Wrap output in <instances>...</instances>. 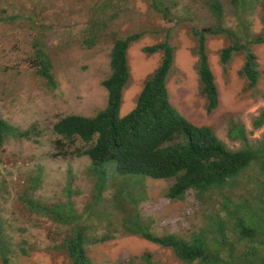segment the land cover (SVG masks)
I'll return each mask as SVG.
<instances>
[{"label":"rangeland","instance_id":"obj_1","mask_svg":"<svg viewBox=\"0 0 264 264\" xmlns=\"http://www.w3.org/2000/svg\"><path fill=\"white\" fill-rule=\"evenodd\" d=\"M209 1L158 0L159 13L150 0H0V20L4 18L0 21V116L21 131L40 132L30 141L8 138L0 147V236L9 249V264H71L64 247L72 227L33 212L26 204L28 198L44 207L72 204L80 216L91 264H143L144 253L160 264H184L169 250L122 228L134 210L149 232L186 241L197 234L218 237L211 221L220 218L226 242L234 245L233 256L249 246H257L264 256V236L255 237V244L249 238L240 241L234 220L222 209L228 196L236 204L256 205L264 216L260 162L242 172L234 186L203 196L190 190L173 201L166 197L173 180L126 178L122 181L127 182L134 204L124 200L115 209L112 201L123 186L121 180L110 171L100 182L89 158L79 155L89 145L77 138L66 140L52 129L66 116L93 117L104 109L107 94L102 82L111 74L113 42L142 33L127 51L129 81L122 94L121 116L133 109L145 80L161 61V54L148 56L142 48L167 40L175 49L167 79L171 105L195 126L209 127L230 151L244 145L253 150L263 147L264 124H256L264 114V44L249 45L260 73L253 89L240 75L244 52L233 54L225 66L219 54L232 41L244 45L254 37L264 38V0L241 4L215 0L220 4L217 13L209 9ZM201 31H218L205 42L218 93V107L209 115L192 34ZM35 44L50 61L53 88L36 74ZM231 127L242 128L244 139H232ZM98 192L101 198L95 204Z\"/></svg>","mask_w":264,"mask_h":264},{"label":"trees","instance_id":"obj_2","mask_svg":"<svg viewBox=\"0 0 264 264\" xmlns=\"http://www.w3.org/2000/svg\"><path fill=\"white\" fill-rule=\"evenodd\" d=\"M150 1L155 11L162 13L158 0ZM236 1L241 4L246 0ZM208 6L214 13L220 9V4L215 0H210ZM261 8V23L264 27V1ZM13 19L14 17H10V20ZM221 33L228 35L225 32ZM192 34L197 42L195 55L198 61V77L203 87L202 95L206 100L205 111L209 115L218 107V93L205 42L209 35H217L218 31ZM142 36V33H135L114 40L109 56L111 74L102 82L107 94L104 109L93 117L66 116L52 128L55 134L66 140L72 141L77 138L89 145L79 155L89 158L91 169L98 175L100 182L105 180L110 171L121 180L123 186L114 194L113 208L121 206L124 200L134 204L129 195L130 191L127 190V182L122 181L126 178L138 181L173 180L166 193V197L173 201L190 190L198 196H203L214 189L234 186L238 177L252 163L260 162L264 170V146L253 150L244 145L238 151H230L209 127L193 125L171 105L167 79L173 68L175 49L167 40L142 48V53L148 56L161 54V61L145 80L134 108L127 114L120 115L123 90L129 81L127 51L130 45L139 41ZM90 42L92 45L93 41ZM263 44L262 37H254L244 45L232 41L219 54L220 63L225 66L233 54L244 52V64L240 75L247 81L249 89L257 85L260 77L256 56L249 45ZM38 46L34 45L36 74L45 80L48 87L53 88L55 82L52 66L43 49ZM263 124L264 114L258 117L256 126ZM243 135L242 128L231 127L232 139H244ZM33 137H40V132L33 128L21 131L6 123L0 116V147L8 138L30 141ZM33 181L36 182L37 179ZM102 188L100 184L97 187L98 191ZM100 198L98 192L94 197V203L97 204ZM223 200L222 209L234 220L239 240L249 238L251 240L248 241L252 244L257 243L254 238L264 236V216L260 215L262 210L260 211L256 205L252 208L249 204L233 203L228 196ZM26 204L35 213L44 214L60 225L71 226L64 247L71 264H91L86 253V237L79 226L80 216L74 211L71 203L44 207L28 198ZM244 215H248V220ZM211 223L218 231L216 238L197 234L186 241L173 234L156 236L140 223L134 210L132 218L125 220L122 228L152 245L169 250L184 264H264V256L257 246H249L241 254L233 256L234 245L226 242L224 222L220 218H214ZM222 253L225 254L224 257ZM0 258L2 264H9V249L1 236ZM140 261L143 264H160L149 253L142 254Z\"/></svg>","mask_w":264,"mask_h":264},{"label":"clouds","instance_id":"obj_3","mask_svg":"<svg viewBox=\"0 0 264 264\" xmlns=\"http://www.w3.org/2000/svg\"><path fill=\"white\" fill-rule=\"evenodd\" d=\"M167 90H168V89H167ZM168 95H169V93H168ZM169 101H170V100H169ZM135 103H136V102H135ZM134 106H135V105H134ZM133 108H134V107H133ZM131 110H132V109H131ZM131 110H130V111H131ZM130 111H128V112H130ZM177 111H178V110H177ZM128 112H127V113H128ZM178 112H179V111H178ZM127 113H126V114H127ZM179 113H180V112H179ZM124 115H125V114H124ZM122 116H123V115H122ZM185 118H186V117H185ZM186 119H187V118H186ZM188 121H189V120H188ZM189 122H190V121H189ZM190 123H192V122H190ZM192 124H193V123H192ZM193 125H195V124H193ZM216 138H217V137H216ZM217 139H218V138H217ZM218 140H219V139H218ZM221 142H222V141H221ZM222 143H223V142H222ZM223 144H224V143H223ZM86 157H87V156H86ZM151 180H152V179H151Z\"/></svg>","mask_w":264,"mask_h":264}]
</instances>
